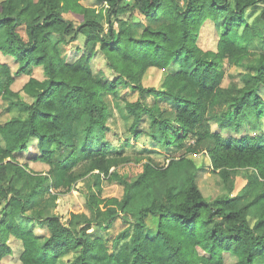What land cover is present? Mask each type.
I'll return each mask as SVG.
<instances>
[{
    "label": "trees",
    "instance_id": "obj_1",
    "mask_svg": "<svg viewBox=\"0 0 264 264\" xmlns=\"http://www.w3.org/2000/svg\"><path fill=\"white\" fill-rule=\"evenodd\" d=\"M83 1H0V53L15 67L0 59V106L15 111L0 119V264L11 236L21 241L17 264L264 263V50L244 62L238 36L243 26L264 38V0H94L99 9ZM64 13L81 19L74 24ZM205 22L213 24L215 49L198 43ZM78 34L83 44L68 58ZM98 53L113 78L93 73ZM225 63L243 68L227 86ZM150 68L163 74L146 86ZM20 73L28 79L15 90ZM123 87L137 96L129 99ZM163 98L173 101L172 112L158 103ZM116 111L135 137L147 117L166 166L108 154V132L119 134L109 120ZM193 148L206 150L223 192L203 195L200 167L185 157ZM241 169L246 181L238 187ZM88 175L90 217L43 215L44 192ZM102 179L120 184L121 195H104ZM117 220L124 228L105 235Z\"/></svg>",
    "mask_w": 264,
    "mask_h": 264
},
{
    "label": "rangeland",
    "instance_id": "obj_2",
    "mask_svg": "<svg viewBox=\"0 0 264 264\" xmlns=\"http://www.w3.org/2000/svg\"><path fill=\"white\" fill-rule=\"evenodd\" d=\"M2 1V0H0ZM86 4H91V6L96 7L99 9L101 7V4L97 3L94 0H84L83 1ZM261 8V6H260ZM248 16V22L251 23V20L253 19L254 15L256 14V11H252ZM64 16L68 19H71L74 24H77L80 21V16L78 14L74 13H64ZM241 26L239 30L241 32L238 34L239 40L241 43L245 44L248 50V54L243 59L244 62H254L257 54L260 51L264 50V38L258 37L252 33V31H243ZM261 27H264V21L261 24ZM84 36L81 34H78L77 38L68 44L66 53L68 58H75L78 55V52L75 48L76 45L82 46L83 44ZM216 36L213 29L212 22H205V24L202 26L200 30V35L198 37V43L199 45L204 48H210L215 49L216 47ZM0 59L1 60H7L10 63H12L11 59L9 57L3 56L0 53ZM91 67L93 70V73L95 76H101L104 78H113L114 74L113 72L106 66L105 60L101 54H97L91 61ZM225 77L223 80V85L227 86L230 85L231 82L237 81L238 73L239 71L243 70L242 67L235 66V65H228L225 63ZM12 69L14 70L15 67L12 63ZM163 74V70L150 68L146 71V73L143 76L142 82L144 85H157L159 84L161 77ZM34 75L38 78H42V70L40 67L34 68ZM28 79L27 74H17L15 76V81L12 85L13 89L20 90L22 84ZM126 94V96L129 99H133L137 96L136 92H131L130 89L127 87H123L121 89V93ZM143 99L146 103L151 104L153 102V97L150 94H144ZM158 103L162 107H166L169 112H172L174 105L173 101H167V98L158 99ZM15 113L14 110L3 108V106H0V119L7 118L10 114ZM123 118L120 117V114L116 111L115 115H113L109 120L110 123L114 129V131H117L119 134H113L112 131L108 132L107 136L111 142L110 152L109 155H113L116 158H121L122 156L125 157H131L132 159H135L136 156L142 157L141 162L146 161L148 158H151L154 163L158 165H167L168 160L164 157L162 153H160L158 149V143L155 141H152L150 138L149 128H148V119L147 117H144L141 121V123L138 126L139 130L141 131L138 136L135 137V135H132V133L125 131V128L123 126ZM130 124V118L127 121V126ZM247 130V129H246ZM249 132H252V130H248ZM233 133H235L233 131ZM236 134V133H235ZM126 138H130L131 142L130 144H125L124 140ZM187 144H193L194 139H187ZM193 151H190L189 153H186L185 157L192 160L193 166H199L200 169L197 172V184L206 197H213L218 193L223 192V183L219 176L216 173H213L208 170V167L210 166V160L209 156L205 149H195L193 148ZM121 152L119 156H117L115 153ZM29 154V153H28ZM28 154H22L21 156L25 157ZM26 155V156H25ZM120 160V159H119ZM134 161V160H133ZM131 161V162H133ZM191 162V161H190ZM191 162V164H192ZM29 165L34 170H44L45 165L39 162H29ZM133 165V164H131ZM86 164H80L76 169L78 171H83L86 168ZM191 166V168H193ZM113 167V166H112ZM111 167V168H112ZM139 164L133 167V170H137L139 168ZM204 168V169H203ZM91 179L92 177L90 175L88 176H82L81 178L72 181L71 186L67 187L66 185L61 186L59 188H53L54 193L50 192H44L42 195V199L39 200L40 204H37V207L43 211V215L47 214H59L63 216L64 218H69V215L71 212L73 213H84L88 217L91 216V209L89 208L87 201H86V192L91 186ZM246 181V173L245 170H239L237 172V175L235 176V183L236 186L240 187L243 185V183ZM100 187L103 190L104 195H115L120 196L122 193V186L115 181H107V179H102L100 183ZM37 208V209H38ZM247 219L250 223H252L254 219V215L252 213L247 214ZM114 228L112 230V233L105 232V235L113 236L115 237L117 232H119L121 229L124 228V224L117 220L114 222ZM43 228L40 226L35 227L36 232H43ZM126 238H121L119 240V243L124 241ZM11 246V253L6 255L2 262L4 264H17L19 262L18 255L19 251L21 250V241L19 239L14 238L13 236L10 237L9 241ZM255 264H264L263 260H258Z\"/></svg>",
    "mask_w": 264,
    "mask_h": 264
}]
</instances>
